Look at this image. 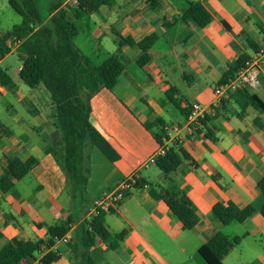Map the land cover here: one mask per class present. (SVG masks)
Wrapping results in <instances>:
<instances>
[{
	"label": "crops",
	"instance_id": "0c3cea01",
	"mask_svg": "<svg viewBox=\"0 0 264 264\" xmlns=\"http://www.w3.org/2000/svg\"><path fill=\"white\" fill-rule=\"evenodd\" d=\"M193 5L210 14L207 26L184 20ZM75 24V44L94 65L111 56L124 65L117 86L91 99V123L119 155L112 162L98 148H89L91 209L120 182H137L106 212L113 239L125 233L119 246L112 250L98 240L90 250L93 264H207L199 249L218 233L240 239L224 264H264V195L259 188L264 113L252 104V97L264 104V58L260 87L232 95L208 116L200 133L178 144L187 156L174 173L166 176L150 163L161 146L157 136L162 128L166 135L167 128L185 125L191 104L211 105L214 88L264 50V0H113ZM152 36L150 60L141 66L138 44ZM119 38L135 45H122ZM21 68L14 76L5 69L13 86L0 85L5 107L0 111V179L10 159L35 158L37 164L11 190L0 189V251L14 239L46 241L49 229L67 227L73 214L65 175L50 153L60 138L50 93L42 85L28 89L19 77ZM171 181L186 191L196 209L199 224L191 230L182 229L165 202ZM216 204L252 206L255 213L225 225L213 213ZM91 209L76 210L64 238L20 264H38L50 252L59 257L52 264H80L69 243L77 239Z\"/></svg>",
	"mask_w": 264,
	"mask_h": 264
},
{
	"label": "trees",
	"instance_id": "16d2710c",
	"mask_svg": "<svg viewBox=\"0 0 264 264\" xmlns=\"http://www.w3.org/2000/svg\"><path fill=\"white\" fill-rule=\"evenodd\" d=\"M65 1L9 0L10 6L23 20L13 32L0 33V57L3 59L11 54L8 42H18L16 54L22 63L19 77L29 88L42 85L50 93L54 106L53 124L60 135L50 153L65 175V189L73 203V214L70 215L67 227L50 228L46 241L33 243L14 239L9 242L0 251V264H20L24 259L33 257L43 246L50 248L58 239L67 235L76 210L87 213L91 209L87 189L90 176L89 148H98L112 162L119 160L118 153L91 123V99L101 89L112 91L117 86L124 65L117 56H111L96 66L75 44L78 34L75 20L97 12L101 6L113 0H75L67 4ZM211 19L201 5H193L184 15L185 21L193 20L200 27L207 26ZM118 40L122 45H135L132 39ZM155 40L156 37L152 36L138 44L143 52L138 60L139 65L144 66L150 60L148 51ZM0 85L6 88L13 86L12 78L2 67ZM252 104L264 113V104L258 98L252 97ZM188 114L189 110L186 116ZM161 132L157 142L163 145L167 137L163 128ZM186 156L181 146L173 144L164 156L157 159L156 166L169 176ZM36 164L35 158L25 162L17 158L10 159L7 175L0 179V189L3 192L11 190ZM259 188L264 195V179L259 182ZM168 191L164 199L172 216L179 221L184 231L195 228L199 224V217L186 191L173 181ZM213 213L226 225L244 222L255 213V208L249 206L239 209L233 205L216 204ZM262 215L264 217V208ZM105 216L106 212L99 211L97 216L82 222L77 239L69 243L75 260L80 259V264H93L90 250L98 240L109 244L112 250L119 246L118 240L125 233L113 239L106 229ZM239 243V238L231 240L218 233L200 247L199 254L207 264H224L225 258ZM58 258L57 254L50 252L38 264H52Z\"/></svg>",
	"mask_w": 264,
	"mask_h": 264
},
{
	"label": "built area",
	"instance_id": "2783aa9c",
	"mask_svg": "<svg viewBox=\"0 0 264 264\" xmlns=\"http://www.w3.org/2000/svg\"><path fill=\"white\" fill-rule=\"evenodd\" d=\"M17 46L18 42L15 40L8 42V47L11 52L16 51ZM263 58L264 50L261 49L257 51L251 59L240 66L232 78L219 83L214 88V101L211 105L205 106L199 103L191 104L188 107L189 114L185 125H175L166 129L167 138L164 139V144L160 146L157 153L151 158L150 163L156 164L157 159L164 156L171 145H178L186 139L195 137L198 132L203 130V123L207 120L208 116L215 113L217 108L226 100L231 99L232 95L238 92L254 91L258 89L261 85L260 73L262 70ZM1 62L2 58L0 57V63ZM135 184L136 180L134 178L120 182L109 195L94 203L89 220L97 216L99 211L108 212L111 207L122 202L128 192L134 188Z\"/></svg>",
	"mask_w": 264,
	"mask_h": 264
},
{
	"label": "rangeland",
	"instance_id": "374dc122",
	"mask_svg": "<svg viewBox=\"0 0 264 264\" xmlns=\"http://www.w3.org/2000/svg\"><path fill=\"white\" fill-rule=\"evenodd\" d=\"M42 8L44 9V6ZM22 20H23L22 17L18 15L13 10V8L10 6L9 0H0V33L1 34H5L7 32H13L14 29L22 23ZM77 44L80 45V40L78 41ZM83 48H86V47H83ZM87 52H89L88 54H90V51H87ZM21 64L22 63L18 55L15 53H12L4 59L2 66L4 69H7L10 75L14 76L16 74V69ZM26 87L28 89H31L28 86ZM3 104H4L3 102L0 103V111L5 110V107Z\"/></svg>",
	"mask_w": 264,
	"mask_h": 264
}]
</instances>
